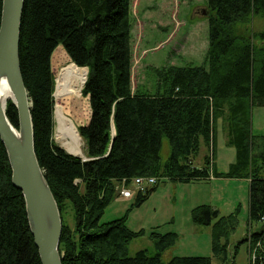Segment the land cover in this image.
<instances>
[{
    "label": "trees",
    "instance_id": "1",
    "mask_svg": "<svg viewBox=\"0 0 264 264\" xmlns=\"http://www.w3.org/2000/svg\"><path fill=\"white\" fill-rule=\"evenodd\" d=\"M131 2L25 0L21 72L33 104L36 154L61 212L62 264H212V258L205 256H175L164 263L162 255L177 243L176 234L153 233L156 254L140 251L130 256L129 245L143 234L130 230L124 218L103 224L100 219L119 196L116 187L123 181L131 188L135 178L157 179L155 186L133 195L135 206L140 207L164 180L189 184L244 178L250 182L249 222L261 225L251 241L254 244L264 237V137L253 136L250 124L251 109L264 106V29L253 34L246 28L253 16L264 17V0H207V67L155 70L154 91L133 88ZM2 8L0 0V25ZM59 47L66 52L63 68L75 65L89 71L80 98L55 102L84 141L85 157L91 159L87 162L54 141L55 81L63 68L58 66L54 78L53 59ZM83 97L89 101L91 114L78 130L74 122L87 116ZM7 116L19 129L12 102ZM225 117L228 145L235 148L236 161L223 175L211 158L202 167L194 161L202 143L215 149V124ZM165 139L170 154L163 163ZM256 139L261 140L259 146ZM193 222L212 226L215 257L227 263L235 219L221 217L205 205L193 210ZM0 264H42L25 199L13 185L1 138Z\"/></svg>",
    "mask_w": 264,
    "mask_h": 264
},
{
    "label": "rangeland",
    "instance_id": "2",
    "mask_svg": "<svg viewBox=\"0 0 264 264\" xmlns=\"http://www.w3.org/2000/svg\"><path fill=\"white\" fill-rule=\"evenodd\" d=\"M209 15L207 0H132L133 88L154 91L157 83L155 70L164 67H207ZM246 28L253 34L261 32L264 29V17L253 16ZM59 48L53 59L54 78L58 66H66V52ZM54 91L55 94L56 86ZM84 99L87 116L80 123L74 122L78 130L80 126L88 123L91 114L89 101ZM56 101L58 100L54 98V105ZM55 109L56 105L54 141L65 150L58 137ZM250 120L252 135L257 138L264 137V106L252 108ZM215 127V149L202 143L194 163L196 167H202L206 158H211L213 164L215 155L214 168L218 173L226 175L229 173L230 164L236 160V150L228 145L226 117L219 119ZM260 144L261 140L256 139L255 145ZM83 152L86 156L84 141ZM169 154V142L165 139L161 152L163 163ZM249 185V180L244 178L221 177L204 183L189 184L164 180L140 207L135 206V196L129 199L115 197L106 208L100 224L124 218L130 230L143 234L129 245L130 256L140 251L155 255L157 251L152 239L153 233L160 236L176 234L177 243L162 255L164 263L175 256H205L212 258V264H223L213 251L212 226H198L193 222L195 208L210 206L219 211L221 217H233L237 224L236 231L229 236V259L225 264H250L253 247L251 236L261 225H251L249 222ZM131 189L135 195L136 187L133 185Z\"/></svg>",
    "mask_w": 264,
    "mask_h": 264
},
{
    "label": "water",
    "instance_id": "3",
    "mask_svg": "<svg viewBox=\"0 0 264 264\" xmlns=\"http://www.w3.org/2000/svg\"><path fill=\"white\" fill-rule=\"evenodd\" d=\"M24 4L25 0H3L0 80L5 77L11 86L14 96L11 102L18 111L19 129L8 118L7 108L0 97V138L12 168L13 185L22 192L25 199L28 221L41 263L62 264L61 212L36 154L33 104L21 72L20 38ZM88 72L87 69V76ZM75 157L81 158L83 162L91 160L82 156Z\"/></svg>",
    "mask_w": 264,
    "mask_h": 264
},
{
    "label": "bare ground",
    "instance_id": "4",
    "mask_svg": "<svg viewBox=\"0 0 264 264\" xmlns=\"http://www.w3.org/2000/svg\"><path fill=\"white\" fill-rule=\"evenodd\" d=\"M86 78L87 69H81L75 65L63 68L56 79V93L54 94V98L56 100L70 96L80 98ZM0 97L5 108L8 107L9 102L14 98L11 86L5 77L0 80ZM55 116L58 124V137L62 147L69 154L85 157L83 141L73 122L64 116L62 108L59 105H56Z\"/></svg>",
    "mask_w": 264,
    "mask_h": 264
},
{
    "label": "built area",
    "instance_id": "5",
    "mask_svg": "<svg viewBox=\"0 0 264 264\" xmlns=\"http://www.w3.org/2000/svg\"><path fill=\"white\" fill-rule=\"evenodd\" d=\"M157 182V179L154 177H138L133 180V185L136 187L137 191H144L147 188L155 186ZM116 189L119 193V196L123 198L129 199L134 195L132 189L127 187L126 181L118 184ZM252 246L250 264H258L259 260L264 262V237L260 241L254 244L252 243ZM263 262H260L259 264H263Z\"/></svg>",
    "mask_w": 264,
    "mask_h": 264
},
{
    "label": "crops",
    "instance_id": "6",
    "mask_svg": "<svg viewBox=\"0 0 264 264\" xmlns=\"http://www.w3.org/2000/svg\"><path fill=\"white\" fill-rule=\"evenodd\" d=\"M236 158V157H235ZM213 160L215 161V155H214V158H213ZM214 161H213V167H214ZM236 161V160H235ZM231 164H233V163H231ZM230 164V165H231ZM204 183V182H203Z\"/></svg>",
    "mask_w": 264,
    "mask_h": 264
}]
</instances>
